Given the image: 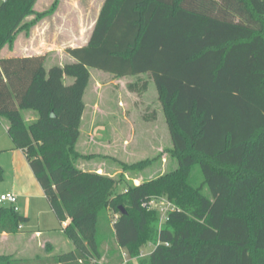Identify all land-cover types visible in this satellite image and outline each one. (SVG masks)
<instances>
[{
	"label": "trees",
	"instance_id": "obj_1",
	"mask_svg": "<svg viewBox=\"0 0 264 264\" xmlns=\"http://www.w3.org/2000/svg\"><path fill=\"white\" fill-rule=\"evenodd\" d=\"M36 1L0 3V51L59 0L27 22ZM90 36L64 51L71 61L61 66L46 68L41 55L0 59V123L74 248L51 261L99 264L98 218L109 208L121 264H264V0H104ZM90 69L154 83L175 169L114 193L113 179L77 166ZM196 166L200 185L190 177ZM154 197L175 209L161 227L158 211L143 206ZM27 221L0 206V234L21 233ZM145 245L152 251L140 257Z\"/></svg>",
	"mask_w": 264,
	"mask_h": 264
},
{
	"label": "rangeland",
	"instance_id": "obj_2",
	"mask_svg": "<svg viewBox=\"0 0 264 264\" xmlns=\"http://www.w3.org/2000/svg\"><path fill=\"white\" fill-rule=\"evenodd\" d=\"M2 1L0 0V3ZM74 1L75 6L86 7L90 4L93 9L101 0ZM24 32L26 31H20L15 36L14 42L0 51L1 57H4L8 50H13L16 42L19 45L25 42ZM26 34L28 35V32ZM42 37L45 38L46 35L42 34ZM64 54L62 60L57 59L60 58V55H57L54 62L65 63L66 55ZM89 73L88 86L83 95L85 109L80 126L81 136L76 144L77 150L86 158L78 160L77 166L97 174H105L113 179L116 187L111 191L114 193H120L127 185L136 186L141 182L152 181L158 174L175 169L178 157L172 153L163 105L154 83L146 76L114 78L94 69H90ZM72 80V78H65L64 84L69 85ZM144 81L148 83L146 90L142 89ZM133 84L135 89L131 91L129 85ZM24 117H28L27 120H29L28 114ZM8 140L12 142L0 125V144L6 145ZM11 161V152H0V165L3 168L0 195H5L6 189L10 187V180L13 177ZM190 177L195 184L200 185L202 182L197 166L192 169ZM24 179V191L18 198L17 206L22 208L21 210L29 218L25 227L31 230L58 229L60 224L51 212L47 200L42 196V189L31 170L26 169ZM203 192L209 194L206 188ZM117 217L118 215L109 208H105L99 215L98 238L101 243V256H103L99 264L123 262L124 257L113 237L112 223ZM158 225L162 226L160 222ZM147 247L149 246L145 245L143 249ZM61 248L64 247L61 246ZM126 259L127 257L124 258Z\"/></svg>",
	"mask_w": 264,
	"mask_h": 264
},
{
	"label": "crops",
	"instance_id": "obj_3",
	"mask_svg": "<svg viewBox=\"0 0 264 264\" xmlns=\"http://www.w3.org/2000/svg\"><path fill=\"white\" fill-rule=\"evenodd\" d=\"M54 2L55 0H37L34 4L35 14L26 20L32 22L35 20L36 14H43L49 11ZM103 2L104 0L99 1V4L91 9V5L88 3L89 7H78L73 5L75 3L74 0H59L56 9L51 14L35 20L36 23L29 30L28 35L24 32L25 42H22L20 45L16 42L13 50H8L4 54V57L20 58L41 55L45 58L46 68L52 65L61 66L68 63V61H71V58L66 53L64 54L66 55L65 63L63 64L60 61L55 63L54 58L60 55V58L58 57L57 59L62 60L64 50L68 48H84L88 44ZM42 34H45L46 37L43 38ZM53 52L56 54L54 55ZM4 57L0 56V59ZM25 114H28L29 120H27L28 117H24ZM21 115L27 122L35 119L34 114L30 112H22ZM0 125H2L7 133V120L2 119ZM5 151L12 153L11 165L13 166V177L10 180V187L6 189L5 194L11 193L15 195L17 198L15 205L18 213L27 217L25 212L21 210L22 208H18L17 203L18 198L22 196V192L24 191L26 169L30 170V167L27 164L25 154L21 150L14 149L13 143L9 140L6 145L0 144V152ZM42 196L44 197L43 192ZM69 224L70 220H67L61 224V227H66ZM25 225L21 226V233L10 235L0 234V260H4L3 258H5L6 261H15L24 264H54L51 261L53 258L73 251L72 244L67 240L62 230L59 229L60 225L56 230H31L27 229ZM14 242L16 244H13ZM61 246L64 248H61ZM150 247L142 249V253L145 256L151 253L152 248L150 249ZM119 251L123 253L124 249H119ZM132 263L136 264V261L134 260Z\"/></svg>",
	"mask_w": 264,
	"mask_h": 264
},
{
	"label": "built area",
	"instance_id": "obj_4",
	"mask_svg": "<svg viewBox=\"0 0 264 264\" xmlns=\"http://www.w3.org/2000/svg\"><path fill=\"white\" fill-rule=\"evenodd\" d=\"M16 202L17 198L15 197L14 194H5L0 196V206H5V207H13L15 212H18V209L16 208ZM143 206L146 207L149 210H157L159 213V222L160 224L165 223L168 220V215L170 212L174 211V206L167 200L165 199H157V198H152L150 201L147 203H143ZM21 229V227L19 228ZM123 257H126L125 253H122ZM140 257L145 256L142 252L139 255ZM128 260V258L126 259Z\"/></svg>",
	"mask_w": 264,
	"mask_h": 264
},
{
	"label": "water",
	"instance_id": "obj_5",
	"mask_svg": "<svg viewBox=\"0 0 264 264\" xmlns=\"http://www.w3.org/2000/svg\"><path fill=\"white\" fill-rule=\"evenodd\" d=\"M119 211H121V214H125L126 211H124V209L122 207L119 208Z\"/></svg>",
	"mask_w": 264,
	"mask_h": 264
}]
</instances>
